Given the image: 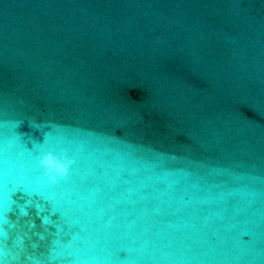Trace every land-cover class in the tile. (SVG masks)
I'll return each mask as SVG.
<instances>
[{
    "label": "water",
    "instance_id": "95a60500",
    "mask_svg": "<svg viewBox=\"0 0 264 264\" xmlns=\"http://www.w3.org/2000/svg\"><path fill=\"white\" fill-rule=\"evenodd\" d=\"M0 264H264V0H0Z\"/></svg>",
    "mask_w": 264,
    "mask_h": 264
},
{
    "label": "clouds",
    "instance_id": "9594fccd",
    "mask_svg": "<svg viewBox=\"0 0 264 264\" xmlns=\"http://www.w3.org/2000/svg\"><path fill=\"white\" fill-rule=\"evenodd\" d=\"M73 163L74 161L67 156L62 155L58 157L50 152L44 154L39 160V164L44 169L45 175L53 184L57 183L59 178L67 176L69 168Z\"/></svg>",
    "mask_w": 264,
    "mask_h": 264
},
{
    "label": "snow or ice",
    "instance_id": "6c2138e0",
    "mask_svg": "<svg viewBox=\"0 0 264 264\" xmlns=\"http://www.w3.org/2000/svg\"><path fill=\"white\" fill-rule=\"evenodd\" d=\"M15 212V207H12L11 209H10V211H9V213H14ZM8 213V214H9Z\"/></svg>",
    "mask_w": 264,
    "mask_h": 264
}]
</instances>
